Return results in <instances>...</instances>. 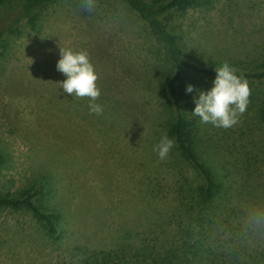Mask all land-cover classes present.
Returning a JSON list of instances; mask_svg holds the SVG:
<instances>
[{
  "label": "rangeland",
  "instance_id": "1",
  "mask_svg": "<svg viewBox=\"0 0 264 264\" xmlns=\"http://www.w3.org/2000/svg\"><path fill=\"white\" fill-rule=\"evenodd\" d=\"M84 2L57 0L35 29L15 21L0 53V193L30 189L58 215L49 234L31 212L0 209V264H264V77L246 79L248 104L229 128L190 112L185 85L207 89L213 76L177 82L193 147L222 186L201 207L202 178L174 141L163 160L152 151L175 117L164 49L117 0L90 12ZM164 22L204 68L264 70V0H213ZM59 48L88 52L100 115L59 88Z\"/></svg>",
  "mask_w": 264,
  "mask_h": 264
},
{
  "label": "trees",
  "instance_id": "2",
  "mask_svg": "<svg viewBox=\"0 0 264 264\" xmlns=\"http://www.w3.org/2000/svg\"><path fill=\"white\" fill-rule=\"evenodd\" d=\"M57 0H0V53L7 44V36H18L20 28L15 26V21L24 19L29 28L35 29L44 13V10ZM128 10L135 12L144 22L149 33L164 49L169 64L168 73L164 76L165 89L168 98L172 101L175 110L174 120L168 123L167 134L170 136L182 159L189 163L193 170L201 176L202 181L197 186V197L201 207L211 206L212 198L222 189L216 179L212 167L206 163L193 147V131L183 114L182 107L185 99L180 91H177V82L181 80L187 71H195L206 76H214L213 69H207L191 61L186 55L184 47L177 33L168 28L164 18L173 10H185L192 7L209 9L213 0H117ZM11 21H7L9 18ZM6 21V22H5ZM245 79L264 77V70L260 72H237ZM258 119L264 121V104L256 109ZM2 156L0 154V162ZM34 191L23 189L17 194L0 193V209L25 210L46 226L49 234L56 232V220L58 215L52 211H42L32 200Z\"/></svg>",
  "mask_w": 264,
  "mask_h": 264
},
{
  "label": "clouds",
  "instance_id": "3",
  "mask_svg": "<svg viewBox=\"0 0 264 264\" xmlns=\"http://www.w3.org/2000/svg\"><path fill=\"white\" fill-rule=\"evenodd\" d=\"M93 0H85L84 10H92ZM55 68L64 79L59 81V88L69 95L88 98L90 114L100 115L102 105L96 103L100 89L96 84L97 73L86 50L74 51L71 48H59V57ZM214 76L207 89L185 85L186 93H193V116H198L201 123H211L214 127L229 128L237 122L238 116L245 111L248 104L249 87L247 80L236 73L227 62L213 68ZM173 146V139L162 133L158 141L152 145L157 158L167 157Z\"/></svg>",
  "mask_w": 264,
  "mask_h": 264
}]
</instances>
